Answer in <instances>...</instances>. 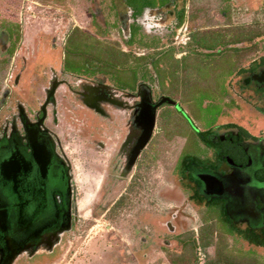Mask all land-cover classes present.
Wrapping results in <instances>:
<instances>
[{
	"label": "flooded vegetation",
	"instance_id": "flooded-vegetation-1",
	"mask_svg": "<svg viewBox=\"0 0 264 264\" xmlns=\"http://www.w3.org/2000/svg\"><path fill=\"white\" fill-rule=\"evenodd\" d=\"M91 1V17H104L102 4ZM215 1L217 25L198 30L187 24L189 0L107 3L123 52L137 55L128 59L135 66L134 74L125 73L128 84L113 87L104 69L86 59L70 58L79 68L72 72L64 53L53 63L40 61L37 68H28L25 61L12 77L13 85L0 90V132L14 116L31 117L54 85L60 117L48 123L54 136L45 147L39 140L34 152L26 141L13 140L7 145L10 154L0 156V164L7 161L0 175V264H61L71 234L75 241L81 223L97 221L98 215L117 217L126 236L137 241V246L129 243L131 264L139 263L137 254L148 257L139 247L151 246L157 226L166 234L160 240L162 253L180 247L196 252L200 234L188 237V225L208 220L206 216L215 217L238 251L252 256L250 264H264V196H256L253 218L237 225L229 216L231 199L226 195V180L235 172L264 188V0ZM195 30L215 32L213 58L201 53L189 57ZM233 38L244 40L231 42ZM12 44L3 29L0 63L12 57ZM164 49L177 50L175 57L147 58ZM179 64L184 73H172ZM191 65H197L198 73L189 72ZM204 78L213 84L206 85ZM192 81L197 88L190 90ZM204 91L212 98L209 105L198 102L194 117L192 96ZM205 111L214 113L207 118ZM243 111L244 119L237 115ZM30 139L34 142L36 136ZM172 143L181 144L171 173L183 200L161 209L168 210L167 216L157 219L153 191L146 194L144 188L154 177L155 161L166 152L172 157V147L167 149ZM80 184L90 196L83 203ZM87 208L90 219L85 218Z\"/></svg>",
	"mask_w": 264,
	"mask_h": 264
},
{
	"label": "rangeland",
	"instance_id": "rangeland-1",
	"mask_svg": "<svg viewBox=\"0 0 264 264\" xmlns=\"http://www.w3.org/2000/svg\"><path fill=\"white\" fill-rule=\"evenodd\" d=\"M90 1L0 0V32L3 30L4 25L5 28L11 27L13 29L16 25L20 28V39L16 44L12 57L8 62L0 63V90L13 85L12 77L16 76L25 61L28 63V68L33 65V67L37 68L38 63L42 60L53 63L55 56H63L65 46L68 45L69 36L74 33L75 35L76 33L78 34L77 39L82 38L84 35L87 45L92 43L95 46L100 43H117L123 52L124 48L121 47L122 44L119 42L121 41L119 29L113 28L115 27L113 23L116 18L112 16L114 14L109 12V8L106 6L111 0H101V9L105 11V14H111L104 19L109 23V27L104 23H98L96 26V21H93L90 15L92 13L89 7ZM215 10V0H189L187 18L189 28L198 30L201 26L209 28L217 25L214 19ZM77 39L74 36L70 41V46L73 43L74 47H76ZM181 40L183 41L182 37L178 41L181 42ZM92 48L86 49L83 47L80 50V54L84 55L88 62H91L93 56ZM134 52H131V55L137 57ZM136 52L143 53V51ZM70 66L74 70L79 69L77 64L71 63ZM102 70L106 73L107 68L105 65H103ZM125 77L126 74L124 72L115 75V80L118 79L119 86H123L125 83L128 84V82H125ZM206 78H204L206 85L213 84L212 79ZM195 84L196 82H189L188 88L190 90L196 89L197 86ZM212 89L214 88L207 87V90ZM24 92L21 91V93ZM211 96L212 94L209 91H204L202 96L197 95V93L192 96L197 109L192 112L194 117H197L198 102L204 100V105H209L208 101L209 98H212ZM213 113L214 111H205L202 114L209 118ZM237 115L242 119L246 118L244 111ZM81 117H83V114ZM84 117H86L85 114ZM86 122H88L87 118L85 119ZM180 146L181 144H170L167 149L170 150L172 147V157L170 158L171 154L166 152L155 161L151 168V171H154V177L149 182L147 181L144 188L146 194L151 193L150 189L153 191L152 194L154 195L151 198L157 207V219L167 216L168 210L163 211L161 209L173 205L175 201L181 202L183 200L177 190L174 189L176 183L171 173ZM161 194L166 198L170 197V199L164 198ZM226 195L231 199L229 216L234 224H246L253 218L256 210L255 206L258 203L256 196H264V188L255 186L248 175L235 172L226 180ZM85 198L89 199L90 196L84 193V188L80 184L78 187V199L83 203ZM147 201L150 200L147 199ZM262 201L264 205V198H262ZM89 217V208H87L85 218L90 219ZM96 218L97 221L88 220L87 224L81 223L78 227L75 241L71 234L63 256L60 258L61 264H131L133 260L127 255V252L132 249L129 243H135L136 245L137 241L133 243L126 236L128 232L122 231V223L117 217L109 216L107 219H101L98 215ZM214 218L206 216L205 219H208V221L196 222L194 220L189 222L188 229L190 231L187 234L188 237L197 235V231H199V234L203 231L209 236L200 242L199 250L193 253L196 255L195 257H192L190 250H182V247L176 252L162 253L160 240L164 239L166 234L165 231L159 230L162 227L157 226L155 239L151 241V246L139 247L141 251L146 249L148 257L143 259L142 255L137 254L135 261H138V264H250L252 256L248 252L238 251L241 248L230 237L222 235L223 231ZM107 230L110 231L107 232ZM130 232L133 238H137L136 231ZM81 236L82 238H79ZM122 239L128 241H122ZM73 242L75 243L72 246ZM168 245L170 244L168 243Z\"/></svg>",
	"mask_w": 264,
	"mask_h": 264
},
{
	"label": "trees",
	"instance_id": "trees-1",
	"mask_svg": "<svg viewBox=\"0 0 264 264\" xmlns=\"http://www.w3.org/2000/svg\"><path fill=\"white\" fill-rule=\"evenodd\" d=\"M101 3V0H98ZM94 2V1H91ZM93 11V10H92ZM101 12L103 13L104 17H98L96 16V14H92V18L93 21H96V26L98 25V23H104L105 25H108L109 27V23H107L104 19L106 17H109L107 14H105L102 9ZM184 20L182 19L179 23V26H181L183 24ZM3 29L6 31H9L11 38L13 39V44H12V48H11V56L14 53V50L16 48V44L20 39V28L18 27V25L14 26V28L12 29L11 27H7L5 28V25L3 26ZM107 30V29H105ZM215 32L214 31H207V32H199L197 30H195L191 36H192V42L190 43V58H197L199 55L198 53H201L200 55L205 57V58H213L215 55L214 53V44L216 43V38H215ZM238 36V34H236ZM76 36V39L78 38V34L75 33L71 36H69V40H68V45L65 46V56L67 58V62H66V69L71 70L72 72H76V70L72 69V67L70 66L71 62H70V58L76 57L77 59H85L86 57L82 54H80V50H82L83 47H85L86 49L88 48H92L93 51V56L91 58V64L93 67H99V69H102L103 65L106 66L107 71H106V76H108L110 84L113 85V87L118 88V79L115 80V75L121 72L124 73H130V74H134V65H132L131 63L128 62V59H132L135 58L133 55H131V53L127 52H122L120 49V45H118L117 43H107V44H98L97 46H95L93 43L90 45H87V42L85 41V37L84 35L82 36V38L77 39L78 42L76 44V47H74L73 43L70 46V41L71 39ZM220 40L223 41V38H221ZM244 39L242 38H233L231 39V42H241ZM227 43H229V40H226ZM96 47V50H95ZM201 49V52L199 51ZM177 52V50L172 49V50H168L166 52V49H164L161 52H157L155 56H148L149 57H159V58H174L175 57V53ZM151 59V58H149ZM90 61V60H89ZM101 63H100V62ZM174 65L172 68V73L175 74H182L184 73L183 71H179V69L182 67V65ZM191 67H194V70L191 69ZM189 72L191 74H196L198 73V69H197V65H191ZM148 72V71H147ZM123 75V74H122ZM208 221V220H206ZM222 229V228H221ZM232 233V231H231ZM208 234L203 232L200 234V240L204 241L206 238H208ZM200 241V242H201ZM191 255L192 257H195L196 255L193 254L195 253L194 251L191 250Z\"/></svg>",
	"mask_w": 264,
	"mask_h": 264
},
{
	"label": "water",
	"instance_id": "water-1",
	"mask_svg": "<svg viewBox=\"0 0 264 264\" xmlns=\"http://www.w3.org/2000/svg\"><path fill=\"white\" fill-rule=\"evenodd\" d=\"M52 93V96L47 94L46 98L42 100V106L41 108H38L36 110L35 108L32 110L33 114L30 117L28 114L24 115H17L14 116L11 119V122L7 125H5L4 128H2L0 132V156L6 157L8 154H10V150L8 149L7 145L10 141L14 143L15 142H21L26 141L27 142V148L32 149L35 152V145L38 146L42 145L45 147L46 141L49 139L48 137L52 138L54 134L49 131L47 125L48 123L53 122V119L55 121H58L60 119L58 112H55L56 108V95H55V85L50 90ZM95 94H92V97L95 99ZM39 103V102H38ZM39 106V104H37ZM34 135L36 136V143L31 141L30 136ZM55 137H57L55 135ZM38 138V139H37ZM31 147V148H30ZM7 161H2L0 164V175H3V168L5 167Z\"/></svg>",
	"mask_w": 264,
	"mask_h": 264
},
{
	"label": "crops",
	"instance_id": "crops-1",
	"mask_svg": "<svg viewBox=\"0 0 264 264\" xmlns=\"http://www.w3.org/2000/svg\"><path fill=\"white\" fill-rule=\"evenodd\" d=\"M60 101H62V98L60 99ZM64 104V103H63Z\"/></svg>",
	"mask_w": 264,
	"mask_h": 264
}]
</instances>
